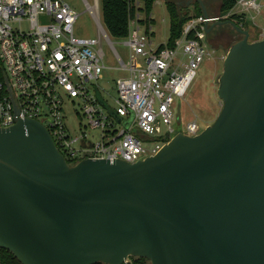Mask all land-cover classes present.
<instances>
[{
	"label": "water",
	"instance_id": "obj_1",
	"mask_svg": "<svg viewBox=\"0 0 264 264\" xmlns=\"http://www.w3.org/2000/svg\"><path fill=\"white\" fill-rule=\"evenodd\" d=\"M225 23L241 39L223 59L219 113L152 156L69 165L39 121L0 127V248L21 264H264V37L231 20L206 33Z\"/></svg>",
	"mask_w": 264,
	"mask_h": 264
},
{
	"label": "built area",
	"instance_id": "obj_2",
	"mask_svg": "<svg viewBox=\"0 0 264 264\" xmlns=\"http://www.w3.org/2000/svg\"><path fill=\"white\" fill-rule=\"evenodd\" d=\"M129 2L134 13L124 38L128 59L114 50L117 69L125 74L114 80L112 96L104 95L97 83L104 67L101 37L73 34L78 13L66 1L0 0V127L18 118L37 120L64 157L79 160L117 158L133 163L152 156L177 132L172 125L174 97L184 96L198 65L210 55L206 29L233 14L246 18L248 11L260 13L262 7L260 0H236L226 13L191 16L173 45L164 42L160 47L151 39V13L142 14V0ZM85 4L108 38L99 0ZM70 104L79 106L81 112L75 113L86 119L84 128L98 130V140H89L85 132L70 134ZM201 130L190 120L184 134L194 136ZM123 264H133L131 256Z\"/></svg>",
	"mask_w": 264,
	"mask_h": 264
},
{
	"label": "rangeland",
	"instance_id": "obj_3",
	"mask_svg": "<svg viewBox=\"0 0 264 264\" xmlns=\"http://www.w3.org/2000/svg\"><path fill=\"white\" fill-rule=\"evenodd\" d=\"M73 8L78 16L73 24V34L77 37L98 38L100 39L101 49L103 51V69L98 79V85L104 90V95L115 96L114 80L125 73L118 68L114 50L123 58L128 59V47L124 44V39L105 38L97 25L96 21L89 13L85 0H64ZM88 4H93V0H86ZM144 3V0H142ZM208 8L213 15L218 12L220 0H207ZM260 13L248 11L246 13V29L249 33L250 42L260 40L264 37V0H260ZM189 8L192 9V6ZM143 15L145 11H142ZM153 33L151 39L154 45L164 43L168 38L169 16L166 10L164 0H155L152 7ZM228 20V19H224ZM102 25V22H101ZM225 35L221 40H211L208 45L209 57H205L198 65L195 75L186 90L183 97H174L172 110L175 115L173 126L177 132L185 131V124L190 120H196L201 128L210 125L219 113L222 102L216 94L218 87V78L222 72L223 59L229 47L241 39V36L234 29L225 26ZM227 30V31H226ZM109 37V36H108ZM112 102V99L109 98ZM66 124L70 127L69 132L74 136H79L85 132L91 141L99 139L97 129L84 128L86 119L76 115L75 111H80L77 104H70L67 109ZM81 112V111H80ZM80 126V129H79ZM176 132V133H177ZM78 145V143H77Z\"/></svg>",
	"mask_w": 264,
	"mask_h": 264
},
{
	"label": "trees",
	"instance_id": "obj_4",
	"mask_svg": "<svg viewBox=\"0 0 264 264\" xmlns=\"http://www.w3.org/2000/svg\"><path fill=\"white\" fill-rule=\"evenodd\" d=\"M155 0H144L145 14L152 10ZM166 10L169 16V30L168 38L165 41L166 46L171 47L174 40L180 36L182 26L185 21L191 16H199L202 14L199 3L193 1L187 4L188 0H164ZM236 0H220L218 12L220 14L229 11L235 4ZM101 22L102 26L106 30L109 38L112 39H124L128 35L129 20L132 18L134 10L130 5L129 0H99ZM192 6V9L189 8ZM228 20L233 21L236 25L244 28L246 20L242 16L236 14L231 15ZM164 44H160L163 47ZM169 138L166 137L165 140ZM65 154V153H64ZM66 162L69 165H73L79 161L78 158H71L66 156ZM133 264H150L145 258L131 257ZM0 264H21L15 256L7 249L0 248ZM103 264V263H95Z\"/></svg>",
	"mask_w": 264,
	"mask_h": 264
},
{
	"label": "flooded vegetation",
	"instance_id": "obj_5",
	"mask_svg": "<svg viewBox=\"0 0 264 264\" xmlns=\"http://www.w3.org/2000/svg\"><path fill=\"white\" fill-rule=\"evenodd\" d=\"M206 1L207 0H203L205 6L208 8V4L206 3ZM225 26H228V27L234 29L229 23L219 24V25L215 26L212 29V31L210 33H207V35H206V41H207L208 45L210 44L211 40H213V39L214 40H221L224 38L225 35L227 36V33H225V29H224ZM234 31H236V30L234 29ZM236 33L238 35H240L237 31H236Z\"/></svg>",
	"mask_w": 264,
	"mask_h": 264
},
{
	"label": "crops",
	"instance_id": "obj_6",
	"mask_svg": "<svg viewBox=\"0 0 264 264\" xmlns=\"http://www.w3.org/2000/svg\"><path fill=\"white\" fill-rule=\"evenodd\" d=\"M207 10L208 11H210V9L209 8H207ZM152 11V10H151ZM151 11H150V13H151ZM212 12V11H211ZM211 12H209V14H212ZM152 15V14H151ZM152 22H153V19H152ZM104 28V27H103ZM106 31V30H105ZM107 33V32H106Z\"/></svg>",
	"mask_w": 264,
	"mask_h": 264
}]
</instances>
